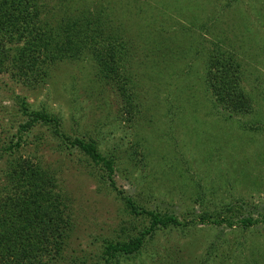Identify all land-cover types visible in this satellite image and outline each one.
Returning a JSON list of instances; mask_svg holds the SVG:
<instances>
[{
  "label": "rangeland",
  "instance_id": "rangeland-1",
  "mask_svg": "<svg viewBox=\"0 0 264 264\" xmlns=\"http://www.w3.org/2000/svg\"><path fill=\"white\" fill-rule=\"evenodd\" d=\"M51 4L56 18L105 8L124 25L134 55L122 61L133 66L126 97L86 56L51 65L33 85L0 74V195L12 188L10 168L30 158L54 176L55 199L73 213L64 258L47 264H105L107 243L128 242L149 219L134 217L104 171L52 123L24 129L31 112L58 118L72 139H95L115 160L118 190L180 222L114 264H264V0ZM214 43L241 65L247 114L222 116L209 98ZM248 218L256 223L245 227Z\"/></svg>",
  "mask_w": 264,
  "mask_h": 264
},
{
  "label": "trees",
  "instance_id": "trees-1",
  "mask_svg": "<svg viewBox=\"0 0 264 264\" xmlns=\"http://www.w3.org/2000/svg\"><path fill=\"white\" fill-rule=\"evenodd\" d=\"M53 17L51 0H0V74L10 73L18 82L33 85L41 75H48L51 65L86 56L102 67L100 76L126 97L133 81L132 71L129 76L127 69L133 66L129 62L128 68H123L122 61L130 54L133 57L134 49L130 52L124 25L114 21L105 8L96 15ZM206 62L209 98L220 114L232 117L249 113L252 101L242 86L241 65L235 54L214 43ZM28 116L31 119L22 126L24 129L39 121L52 123L58 136L78 147L104 171L134 217L149 219L128 242L107 243L105 264L138 254L161 227L180 225L176 217L138 205L117 189L115 160L100 152L95 139L66 136L60 131V120L47 113L31 112ZM9 179L11 190L0 195V264H47L63 259L74 222L69 205L54 197V176L30 158H21L10 168ZM216 221L233 225L231 218ZM254 223L252 218L242 220L245 227Z\"/></svg>",
  "mask_w": 264,
  "mask_h": 264
}]
</instances>
